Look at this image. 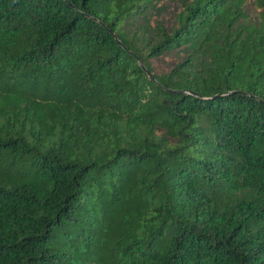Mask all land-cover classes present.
Returning <instances> with one entry per match:
<instances>
[{
    "label": "trees",
    "instance_id": "16d2710c",
    "mask_svg": "<svg viewBox=\"0 0 264 264\" xmlns=\"http://www.w3.org/2000/svg\"><path fill=\"white\" fill-rule=\"evenodd\" d=\"M0 264H264V0H0Z\"/></svg>",
    "mask_w": 264,
    "mask_h": 264
},
{
    "label": "rangeland",
    "instance_id": "374dc122",
    "mask_svg": "<svg viewBox=\"0 0 264 264\" xmlns=\"http://www.w3.org/2000/svg\"><path fill=\"white\" fill-rule=\"evenodd\" d=\"M167 3L168 2H166V1L159 3V5L157 7H160V8H158L157 12L154 13L153 16L160 17V16L165 15Z\"/></svg>",
    "mask_w": 264,
    "mask_h": 264
}]
</instances>
